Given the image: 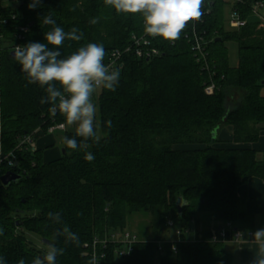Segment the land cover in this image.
I'll return each mask as SVG.
<instances>
[{
	"label": "trees",
	"instance_id": "16d2710c",
	"mask_svg": "<svg viewBox=\"0 0 264 264\" xmlns=\"http://www.w3.org/2000/svg\"><path fill=\"white\" fill-rule=\"evenodd\" d=\"M257 1H230L246 24L226 30L227 0H204L201 19L189 22L178 40L158 37L161 56L145 61L125 55L116 90L101 89L97 99L98 140L75 151L62 143L65 154L47 163L36 149L37 134L65 119L40 103L45 90L27 83L11 49L46 43L44 33L52 26L41 18L50 13L65 31L83 32L82 40L64 42L61 58L94 42L103 44L105 63L112 51L129 46L133 34L145 33L142 17L118 14L104 0H39L31 10V0H19V9L0 4V256L7 264L21 258L31 264L45 254L47 247H38L28 233L48 242L45 246L65 249L57 264H87L93 240L129 232L134 214L150 219L154 238L135 235L132 253L123 258L110 247L104 264H233L223 242L213 243L211 236L246 217L240 188L252 179L264 181V152L253 147L264 133V29L250 21ZM92 18L98 22L90 23ZM20 27L29 29L22 42L16 39ZM193 28L206 42L209 72L186 38ZM230 40L239 44L236 69L229 65ZM211 82L215 91L207 93ZM225 130L229 140L220 139ZM86 152L94 155L92 162L85 160ZM8 172L20 179L4 186L1 178ZM49 212L60 213L61 223L49 219ZM168 221L193 242L176 244L175 252L165 242L160 252L158 242L171 231ZM64 225L78 235V245L54 236Z\"/></svg>",
	"mask_w": 264,
	"mask_h": 264
},
{
	"label": "clouds",
	"instance_id": "9594fccd",
	"mask_svg": "<svg viewBox=\"0 0 264 264\" xmlns=\"http://www.w3.org/2000/svg\"><path fill=\"white\" fill-rule=\"evenodd\" d=\"M38 4L39 0H31L28 8L34 9ZM104 4L118 14L140 15L146 34L174 42L181 37L189 22L195 23L201 19L204 0H104ZM97 22L98 18L90 20L92 24ZM41 23L52 26L51 30L44 33L46 43L29 42L16 46L14 59L21 66L20 71L25 74L27 83L38 84L45 90L46 95L40 103L50 104L53 115L59 112L66 125L75 126V136H64L63 145L74 151L87 149L89 139L98 140L97 105L93 96L98 89L115 91L120 70L105 65L107 53L101 43L89 42L61 58L59 49L64 42L82 40L83 32L76 27L65 31L63 27L57 26L50 13L41 18ZM106 123L111 126V121ZM75 137L82 138L81 142ZM84 158L88 162L95 159L91 152H86ZM47 216L53 222L61 223L60 213L49 212ZM3 232L4 229L0 227V235ZM251 235L258 246L252 264H264V228L257 229ZM54 236H63L65 243L79 244L78 235L67 225L57 230ZM64 251V248L49 243L45 254L33 258L31 264H57V256L63 255ZM0 264H7L3 256H0ZM17 264H26V261L21 258ZM87 264H98L97 258L93 256Z\"/></svg>",
	"mask_w": 264,
	"mask_h": 264
},
{
	"label": "built area",
	"instance_id": "2783aa9c",
	"mask_svg": "<svg viewBox=\"0 0 264 264\" xmlns=\"http://www.w3.org/2000/svg\"><path fill=\"white\" fill-rule=\"evenodd\" d=\"M14 4L18 3L19 0H13ZM231 2H238L240 0H229ZM1 4V0H0ZM264 9V0L257 1L252 5V14L254 16L259 17V19L264 22V15H262V10ZM246 21L240 18V15L237 11H231V29H239L244 26ZM28 27H20L17 34L16 39L19 42L25 40L26 34L28 33ZM189 42L192 45V50L195 52V58L198 63L203 65V69L210 71V65L207 61V52H206V42L202 36H200L195 28L192 29L191 36L189 34L186 35ZM158 37L153 38L146 33L142 35L133 34L130 40L129 46L124 50H114L111 52L108 61L105 62V65H109L111 68H118L119 70L123 67L122 59L125 55L127 56H135L140 60L150 61L161 56L160 49L156 46L155 41ZM3 36L0 30V56L3 49ZM16 46H22L21 43L15 44L11 49L12 53H14ZM207 93H213L215 91V84L211 82L206 87ZM63 126V127H62ZM55 130L66 131L65 123L57 124L51 126L48 129L49 133H53ZM28 142H32V139L29 137L26 139ZM168 227L171 231H173V238H168L164 242H158L159 251L162 252V245L165 242H169L172 244V250L176 251V244L193 242L191 238H184L183 232L180 228L176 227L173 221H168ZM251 233L252 231L244 232L238 229H235L232 224H228L227 226L219 229L218 232H214L211 236V241L213 243L217 242H225L228 240H236V241H245L247 239L253 238ZM138 241L137 237L130 232H121L114 231L110 233V235L105 236L104 238H95L90 245V257L95 256L97 258L98 264H104L106 259L109 258L108 252L110 247L115 246L113 250L114 256L117 258H123L129 256L133 251L134 244Z\"/></svg>",
	"mask_w": 264,
	"mask_h": 264
},
{
	"label": "crops",
	"instance_id": "0c3cea01",
	"mask_svg": "<svg viewBox=\"0 0 264 264\" xmlns=\"http://www.w3.org/2000/svg\"><path fill=\"white\" fill-rule=\"evenodd\" d=\"M264 15V9L261 11ZM260 27L264 29V22L261 21ZM95 95L93 96V98ZM66 125V122H65ZM75 128V126L66 125V131ZM66 131L55 130L53 133L48 131L43 133L39 131L36 140V149L43 151V158L45 163L57 160L61 157V150L56 145L57 140L54 137L56 132H62L63 136ZM231 138L228 130H225L220 139L229 140ZM263 138V139H262ZM63 147V145H62ZM255 149L260 152H264V134L261 136V140L255 145ZM239 194L246 199L244 210L246 211V217L239 221L234 227L235 229L251 230L255 232L257 229L264 228V181L259 179H252L246 185L240 188ZM224 250L228 252L233 258V264H252L254 255L258 250L256 242L251 239L245 241L228 240L223 242Z\"/></svg>",
	"mask_w": 264,
	"mask_h": 264
},
{
	"label": "rangeland",
	"instance_id": "374dc122",
	"mask_svg": "<svg viewBox=\"0 0 264 264\" xmlns=\"http://www.w3.org/2000/svg\"><path fill=\"white\" fill-rule=\"evenodd\" d=\"M14 1L13 0H1V6L2 8H8V7H13ZM251 22H258V24L261 23V20L259 17L254 16L250 20ZM230 22H231V5L230 1L227 0V4L224 5V26L226 30H231L230 28ZM226 48L228 51V60H229V65L231 68L236 69L239 66V57H240V51H239V44L238 42L234 40H230L226 42ZM101 89H98L97 92L94 94L95 97L93 98L94 103L97 105V99L100 94ZM264 94V91H263ZM236 98L238 96L236 95ZM99 122V111H98V105H97V113H96V125L98 126ZM69 132H75V128H72L69 130ZM45 133V132H43ZM264 134V133H263ZM262 134V135H263ZM57 140L56 147L59 150H63L62 147V138H63V133L62 132H56L54 136ZM263 139V138H262ZM261 140V139H260ZM63 152H61V155ZM150 219L147 218V216H143L142 214H134L128 219V227L127 230L134 235H136L140 239H152L154 238V233L152 231V228L150 226ZM27 236L33 240V242L38 246L46 249L47 246L44 245L43 241H41L37 236L28 233ZM166 237L168 238H173V231L166 232L165 234ZM189 238H193L192 235L189 236ZM225 244V243H223Z\"/></svg>",
	"mask_w": 264,
	"mask_h": 264
},
{
	"label": "water",
	"instance_id": "95a60500",
	"mask_svg": "<svg viewBox=\"0 0 264 264\" xmlns=\"http://www.w3.org/2000/svg\"><path fill=\"white\" fill-rule=\"evenodd\" d=\"M23 5V2H18L14 5V8L15 9H19L21 6ZM12 55H14V53H12ZM63 154H65V150L63 149L62 150ZM18 179H20V176L19 175H16L14 173H11V172H8L6 173L5 175L2 176L1 178V182L4 186H8L10 185L12 182H15L17 181ZM178 207H179V210L181 211L182 209V201H180L178 203ZM43 243H48L46 241H43Z\"/></svg>",
	"mask_w": 264,
	"mask_h": 264
}]
</instances>
